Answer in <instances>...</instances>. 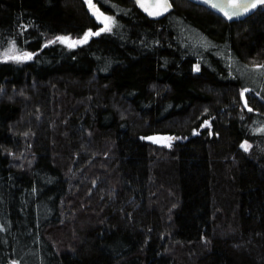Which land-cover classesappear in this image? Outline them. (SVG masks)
Returning <instances> with one entry per match:
<instances>
[{
    "label": "trees",
    "instance_id": "trees-1",
    "mask_svg": "<svg viewBox=\"0 0 264 264\" xmlns=\"http://www.w3.org/2000/svg\"><path fill=\"white\" fill-rule=\"evenodd\" d=\"M171 1L0 0V264H264V5Z\"/></svg>",
    "mask_w": 264,
    "mask_h": 264
},
{
    "label": "water",
    "instance_id": "water-1",
    "mask_svg": "<svg viewBox=\"0 0 264 264\" xmlns=\"http://www.w3.org/2000/svg\"><path fill=\"white\" fill-rule=\"evenodd\" d=\"M135 2L140 11L152 20H160L167 16L174 8L171 0H132ZM197 5L204 6L214 13L221 16L227 22H238L253 15L259 7L264 4H260L257 0H189ZM166 3L168 5L165 11L163 7H155L154 5ZM256 3V7H249L247 11H244L239 5ZM94 7H90L91 10L99 14L104 18V13L99 9L97 4H92ZM143 5V6H141ZM159 13V14H153ZM168 137L161 138V141L165 142Z\"/></svg>",
    "mask_w": 264,
    "mask_h": 264
},
{
    "label": "snow or ice",
    "instance_id": "snow-or-ice-1",
    "mask_svg": "<svg viewBox=\"0 0 264 264\" xmlns=\"http://www.w3.org/2000/svg\"><path fill=\"white\" fill-rule=\"evenodd\" d=\"M257 2L260 3V4H264V0H257ZM88 3H89V6L90 7H94L91 4V0H88ZM141 6H143V5H141ZM154 6L155 7H163L165 11L167 10V7H168V5L166 3H164L163 5L157 4V5H154ZM239 7L242 8L244 11H247L249 7H253V8L256 7V3H251V4L245 3V4H242V5H239ZM153 14H159V13H153ZM104 20H105V25H104V28H102L101 30L102 31L103 30H109L110 31V27H109V25L107 23V21L109 20V18L104 17ZM96 34L98 35L99 33H96ZM89 35H91V33L86 34L85 37H84V39L81 40V41H79V43H84L87 40V38H88ZM58 39H60L62 41H66L67 40V38H63V37L58 38ZM5 55L7 57V53ZM10 58H12V59H29L30 56L26 54V55H24L22 57L12 56ZM244 147H247V145H245Z\"/></svg>",
    "mask_w": 264,
    "mask_h": 264
},
{
    "label": "rangeland",
    "instance_id": "rangeland-1",
    "mask_svg": "<svg viewBox=\"0 0 264 264\" xmlns=\"http://www.w3.org/2000/svg\"><path fill=\"white\" fill-rule=\"evenodd\" d=\"M87 1H88V0H87ZM91 4H93V3H92V0H91ZM89 7H90V6H89ZM87 34H88V33H87ZM85 35H86V34H85ZM85 35L82 36V37H79V38H74V37H70V36H61V37H63V38H67V40H66V41H62V40L58 39V38H61V37H58L55 41L58 42V43H62V44H64V45L68 46V47H76V46L82 44V43H79V41L83 40L84 37H85ZM89 36H90V35H89ZM89 36H88L87 40L89 39ZM6 53H7V57H6V55H5ZM5 54L3 55V56H4V59L16 60V61H19L20 59H12V58H10V57H12V56L22 57V56H24V55H26V54H27V55H30L29 53H26V52H18L16 49H13V48H11V49H9L8 51H6ZM166 137H167V136H166Z\"/></svg>",
    "mask_w": 264,
    "mask_h": 264
}]
</instances>
